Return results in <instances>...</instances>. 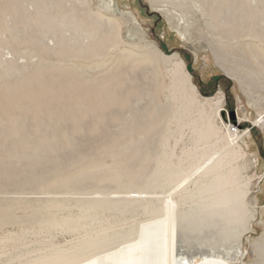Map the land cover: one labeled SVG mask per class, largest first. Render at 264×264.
<instances>
[{
  "label": "bare ground",
  "instance_id": "1",
  "mask_svg": "<svg viewBox=\"0 0 264 264\" xmlns=\"http://www.w3.org/2000/svg\"><path fill=\"white\" fill-rule=\"evenodd\" d=\"M230 1L220 0V3L226 9L223 14H227V19L232 22L235 20L231 17L236 13L242 15L246 12L242 6L247 3L259 2L261 5L249 12L253 21H247L248 18L241 16L237 25H214L209 30V34L218 37L212 41L216 43L214 53L217 59L222 60L235 53V47H240L251 65L260 66L264 70V18H256L257 14L264 16L263 0H234V10L228 6ZM46 2L32 0L36 12L28 15L22 13L23 10L14 9L9 12L24 26L33 19L32 23H37L38 27V21L47 13L43 12L49 3ZM62 3L63 0H55L54 7L63 6ZM103 3L104 9L110 13L120 10L116 0H104ZM205 3L200 8L204 9L208 5ZM212 4V7L219 8L217 2L212 1ZM88 10L82 9L84 19H80V14L75 15L74 9L73 12L67 11L70 14L60 19H55L57 16L54 15L53 18L45 15L49 16L46 18L48 20L41 27L42 31H39L43 35L54 31L48 26L54 21L62 27H73L74 31L88 35L91 41L108 42L111 48L119 47L122 43L119 34L122 24L105 16L103 12L90 13ZM121 12L133 25L141 28L134 13L129 10ZM66 19L68 21L65 22ZM223 31L224 34H220ZM104 32H109V37H104ZM63 39L60 37V40ZM80 46L83 49V45ZM87 46L82 53L88 55L94 50ZM149 51L140 54L122 49L116 57L117 64L126 69L143 71L147 68L155 83L152 88L141 92L143 99H150L152 106L142 109L131 107L134 110L128 136L124 141L118 138L114 141L118 147L113 155L121 158L111 167L81 160V164L72 167L70 173L59 172L46 176L44 169L53 162L49 153H57L63 148L61 142L53 137H62L63 134L54 132L56 129L50 132L41 129L45 128L41 123L39 126L42 134L40 137L38 134L39 140L30 142V133L24 131L26 139L20 143L22 151L17 160L23 169L18 179L22 182L30 178L28 186L33 191L40 190L50 195L84 194L88 198L71 200L72 204L63 199L50 198L43 205H35L32 223L39 229L34 234V245H28L25 233L11 234L6 239H0V259L6 257L0 264H236L244 258V236L255 215L249 201L253 177L243 173L248 151L241 141L251 134V130L240 131V125L231 123V127H227L221 116L223 97L201 99L187 64L180 55H167L155 44ZM161 63L171 64L172 79L169 85H165L162 80ZM96 65L101 63L96 62ZM23 71L17 66H10L6 75L18 77ZM32 82L36 87L46 85L41 71L34 75ZM30 84L16 83L10 94L25 93L31 90ZM113 85L114 81L107 82L97 92L109 95ZM130 91L133 96L139 94L136 87ZM160 91L168 92L169 104L163 105L159 101ZM48 97L51 98V95L46 92L42 99L47 100ZM34 101L33 97L27 98L26 110ZM116 105L130 104L128 100L124 105L116 101ZM103 107L107 108L106 105ZM260 117L256 124L262 126L264 117ZM169 120L171 123L168 124ZM173 123L177 126L174 131L170 128ZM11 126L3 125L0 135L10 136L13 133ZM186 128L191 132L193 149L182 159L174 150H168L167 143L173 134L181 137ZM144 137H147L146 144L141 143ZM68 145L76 146L73 142ZM154 145L157 151H151ZM33 151L36 154L48 152V157L39 161L37 156L29 155ZM204 160L205 167L202 165ZM105 167H110V170L100 175ZM8 171H11L8 162L0 160V178H11L13 174ZM16 207L0 219V228L20 222L13 214ZM72 207L80 211L79 215L58 216ZM43 211L46 212L44 215ZM135 213L141 214L142 218L134 219ZM128 216L132 222L124 229L125 225L119 223L122 218L126 221ZM56 230L65 234H78L79 240L67 245L55 243L52 236ZM46 235L50 238L41 239ZM196 240L197 244L194 243ZM8 242L12 244L11 247L7 246ZM255 251L260 260L253 264H264V243H257Z\"/></svg>",
  "mask_w": 264,
  "mask_h": 264
},
{
  "label": "rangeland",
  "instance_id": "2",
  "mask_svg": "<svg viewBox=\"0 0 264 264\" xmlns=\"http://www.w3.org/2000/svg\"><path fill=\"white\" fill-rule=\"evenodd\" d=\"M103 1L63 0V6L55 8V0H47L49 3L46 2L47 7L43 12L47 11L44 14L50 15L49 18H53V15L57 16L55 19L69 15L67 11L71 12L73 9L75 15L80 14V19L85 18L82 9H89L90 13L103 12L105 16L114 18L122 24L119 31L122 43L119 47L111 48V44L105 41V43L98 41V44L97 41H91L88 35L74 31L73 27H62L53 23L54 21L48 24L54 31L43 35L39 30L42 31L48 17L44 15L45 17L40 18L38 28L37 23L36 25L35 22L32 23L33 19L24 26L25 24L17 21L16 16L9 12L16 9L23 10L22 13L25 15L35 13L36 8L31 4L32 0H0V129L3 125H12L13 130L8 137L0 135V160L8 162V168L11 169L8 172L13 174L9 179L0 178V219L5 218V214L11 208L19 206L13 214L20 220L18 223L0 228V239H6L11 234L25 233L28 245H34L36 238L34 234L39 229L32 223L36 206L43 205L44 201L50 198L63 199L69 201V204L77 199L88 198V195L84 194L50 195L40 190L33 191L28 186L31 182L30 178L22 182L18 179L23 169L21 164H17V160L22 151L20 143L26 139L24 131L30 133L28 138L30 142L39 140L38 134L39 137L42 134L39 126L41 123L45 127L41 129L49 130L48 132L56 129L54 132L63 134L62 137L52 136L54 140L61 142L63 148L57 153H49L53 162L45 167L47 169H44L45 175L70 173L74 167L81 164V160L111 167L121 158L113 155L118 147L114 142L115 139L126 140L135 107L142 109L152 106L150 99H143L141 92L152 88L155 83L152 73H148L147 68L143 71L126 69L125 66L117 64L116 57L122 49L133 50L140 54L150 53L151 46L155 44L167 55L178 54L182 57L201 99L223 97L221 116L227 127L230 128L231 123V125H240V131L251 130V134L247 135L241 144L248 151L243 173L253 177L249 201L255 218L244 236L246 254L236 264L255 263L260 260L255 251L257 243H264V125L256 124L261 119L260 116L264 117V70L260 66L251 65L240 47H235L236 52L223 57L222 60L217 59L213 50L216 43L212 41H216L218 37L209 34V30L214 25L218 27L237 25L241 16L248 18L247 21H253L249 12L261 4L251 2L242 6L247 13L242 15L236 13L231 17L235 20L232 22L227 19V14H223L226 9L221 7L220 0H116L121 11L129 10L134 13L141 24V28H138L124 17L120 10L117 9L112 13L106 11ZM212 1L217 2L219 8L212 7ZM205 2L208 5L204 7V11L200 6L206 4ZM233 2L234 0H231L228 3L230 10H234ZM256 18H264V16L257 14ZM107 34L109 32H104L103 36L107 37ZM220 34H224V31ZM60 37L64 39L60 40ZM78 43L83 45V49ZM86 46L92 47L91 49L94 50L92 52L96 55L92 52L88 55L82 53ZM96 62H100L101 65L97 66ZM10 66L22 68L24 70L22 75L8 77L6 74ZM160 68L164 84L169 85L172 79L171 64L161 63ZM40 71L46 85L36 87L32 79ZM111 81H114L111 94L97 92L102 88L101 86ZM16 83H31V90L10 94L11 88H14ZM132 87L137 88L138 95H131ZM46 92H49L51 98L44 100L42 97ZM28 97H33L35 101L26 110L25 102ZM158 99L163 105L171 102L166 91H160ZM128 100L129 106L116 105V101H121L124 105ZM40 101L43 103L40 104ZM103 105L107 108L105 109ZM25 115L26 117H23ZM169 123L171 120L168 121ZM176 127L175 123L170 125L172 131L176 130ZM187 129L183 131L181 137L178 134L170 136L167 143L168 150H174L182 159H185L186 153L193 149L191 132ZM72 142L76 146L69 147L68 143ZM146 142L147 137H144L141 143L146 144ZM155 150L158 149L154 145L151 151ZM29 155L37 156L41 161L48 157V152L36 154L33 151ZM205 161L202 163L203 167ZM110 167H105L100 175L108 173ZM45 213L41 212L42 215ZM79 213L77 208L72 207L58 216L67 214L77 216ZM141 218V214L135 213L134 219ZM122 219L119 225L124 224L126 229L132 222L131 217H126V221ZM44 238L50 237L46 235L41 239ZM52 238L55 243L67 245L70 242L77 243L79 235L65 234L61 230H56L53 231ZM196 242L197 240L194 241L195 244ZM7 246L11 247L12 244L8 242ZM5 260L6 257L3 256L0 262Z\"/></svg>",
  "mask_w": 264,
  "mask_h": 264
}]
</instances>
